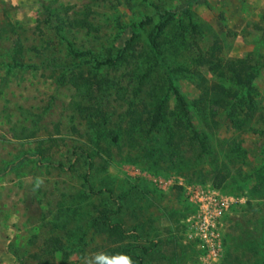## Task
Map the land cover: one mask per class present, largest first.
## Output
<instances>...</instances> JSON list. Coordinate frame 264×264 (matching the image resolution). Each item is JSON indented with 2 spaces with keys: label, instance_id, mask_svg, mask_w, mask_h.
<instances>
[{
  "label": "rangeland",
  "instance_id": "1",
  "mask_svg": "<svg viewBox=\"0 0 264 264\" xmlns=\"http://www.w3.org/2000/svg\"><path fill=\"white\" fill-rule=\"evenodd\" d=\"M216 173L211 256L182 185ZM109 220L144 264H264V0H0V264H84Z\"/></svg>",
  "mask_w": 264,
  "mask_h": 264
},
{
  "label": "built area",
  "instance_id": "2",
  "mask_svg": "<svg viewBox=\"0 0 264 264\" xmlns=\"http://www.w3.org/2000/svg\"><path fill=\"white\" fill-rule=\"evenodd\" d=\"M183 193L194 211L183 220L185 234L211 256L222 250V215L243 202V196L227 195L210 183H183Z\"/></svg>",
  "mask_w": 264,
  "mask_h": 264
},
{
  "label": "trees",
  "instance_id": "3",
  "mask_svg": "<svg viewBox=\"0 0 264 264\" xmlns=\"http://www.w3.org/2000/svg\"><path fill=\"white\" fill-rule=\"evenodd\" d=\"M78 22H81L83 24H87L88 26H90V21H88L86 17H83L80 21H76V23H78ZM149 42H150V50H151V53H152V56L154 59H153V65H150L148 67V69L154 65L155 66L159 65V66L163 67L164 65L162 63L160 51L158 49V43L156 41V33L155 32H153V34H151ZM213 48L215 49L216 46H214ZM206 61H208V60L206 59ZM104 62L110 63V64L113 63L110 60L104 61ZM99 63H100V61H99ZM146 76H147V74L142 75L143 80L145 79ZM166 90L172 91L173 95L175 96V98L177 100V104H178L180 111L182 112V115L186 118V121L190 122L187 102H186L184 96L182 95V93L180 92L179 88L177 87V84L175 83V81L170 76L168 79V85H167ZM162 111H163V108H162V103L160 101V104L158 105V108L153 115V120H151V122H150L151 129H149L148 134L151 133L152 131H154L155 125L159 121H162V114H161ZM224 177H225V175L216 173V175L212 178V181L209 183H211V185H213L216 188H220L223 181H224ZM84 178L86 181L88 180L87 175H85ZM188 207L189 208H188V211L186 213L185 212L181 213V219H184L188 215V212H192L194 210L192 205L189 204ZM182 225H183V223L181 222V226ZM183 228H184V226H183ZM105 229L109 235L111 242L116 244L115 246L108 247V250H107L108 253H110V254L120 253V252L127 253L134 258V260L136 261V264H144L143 255L135 253V249H133L134 245H132L130 243L129 244L123 243V240L128 236V231L125 230V228L123 227V225L121 223L113 222V221L109 220L106 224ZM130 232L133 233L136 236V238L139 237L136 229H133ZM148 250H149V248L147 246H143L141 249L142 253H144V254H147L149 252ZM201 250H203V249H201Z\"/></svg>",
  "mask_w": 264,
  "mask_h": 264
},
{
  "label": "clouds",
  "instance_id": "4",
  "mask_svg": "<svg viewBox=\"0 0 264 264\" xmlns=\"http://www.w3.org/2000/svg\"><path fill=\"white\" fill-rule=\"evenodd\" d=\"M37 183V187H39ZM84 264H136L134 258L127 253H106L99 251L84 257Z\"/></svg>",
  "mask_w": 264,
  "mask_h": 264
}]
</instances>
